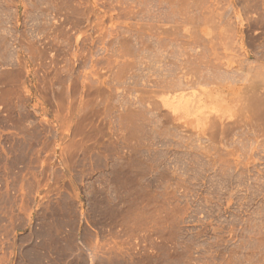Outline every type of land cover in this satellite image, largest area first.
<instances>
[{"label": "rangeland", "instance_id": "rangeland-1", "mask_svg": "<svg viewBox=\"0 0 264 264\" xmlns=\"http://www.w3.org/2000/svg\"><path fill=\"white\" fill-rule=\"evenodd\" d=\"M0 264H264V0H0Z\"/></svg>", "mask_w": 264, "mask_h": 264}, {"label": "bare ground", "instance_id": "bare-ground-1", "mask_svg": "<svg viewBox=\"0 0 264 264\" xmlns=\"http://www.w3.org/2000/svg\"><path fill=\"white\" fill-rule=\"evenodd\" d=\"M186 85V84H185Z\"/></svg>", "mask_w": 264, "mask_h": 264}]
</instances>
